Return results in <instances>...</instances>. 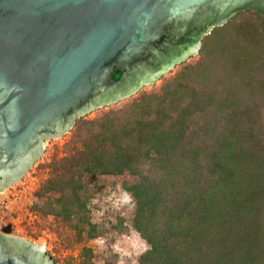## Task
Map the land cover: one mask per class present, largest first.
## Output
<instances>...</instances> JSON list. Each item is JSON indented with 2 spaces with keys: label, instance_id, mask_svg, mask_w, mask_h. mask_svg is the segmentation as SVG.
Returning <instances> with one entry per match:
<instances>
[{
  "label": "trees",
  "instance_id": "obj_1",
  "mask_svg": "<svg viewBox=\"0 0 264 264\" xmlns=\"http://www.w3.org/2000/svg\"><path fill=\"white\" fill-rule=\"evenodd\" d=\"M40 169L23 231L77 252L63 264H93L110 177L132 206L112 229L147 246L135 264H264V17L237 14L156 88L77 119Z\"/></svg>",
  "mask_w": 264,
  "mask_h": 264
},
{
  "label": "water",
  "instance_id": "obj_2",
  "mask_svg": "<svg viewBox=\"0 0 264 264\" xmlns=\"http://www.w3.org/2000/svg\"><path fill=\"white\" fill-rule=\"evenodd\" d=\"M242 12L264 17V0H0V191L45 139L159 81ZM0 264L55 263L0 232Z\"/></svg>",
  "mask_w": 264,
  "mask_h": 264
},
{
  "label": "rangeland",
  "instance_id": "obj_3",
  "mask_svg": "<svg viewBox=\"0 0 264 264\" xmlns=\"http://www.w3.org/2000/svg\"><path fill=\"white\" fill-rule=\"evenodd\" d=\"M197 55L190 57L187 61L195 59ZM175 69L171 72H174ZM159 83L160 80L152 85L143 87L141 90L156 88ZM112 105L114 104L94 110L85 116L92 119L96 117L100 110ZM69 132L70 130L62 136L45 139L43 142H45L46 146L42 155L32 162L31 166L16 183L14 182L9 194L5 195L4 193L0 196L1 200L7 201L6 204L0 202V232L32 242L44 249L46 253L49 251L57 259V264H63L65 259L70 255L75 257L77 252L70 254V252L59 249V246L51 241V237L42 236L37 240L27 238L23 231L22 223L26 218L31 217L29 208L34 201L33 194L39 187L41 178L45 175L40 166L61 149ZM57 154H60V152ZM101 183L102 187L100 191L91 200L90 209L93 219L96 222L102 223L107 232L104 236L89 241L88 247L93 251L92 262L93 264H105L106 258L109 257L110 260L116 261L118 264H135L137 257L147 249L146 244L132 230L120 235L112 229V226L117 223L118 218L127 220L130 217L132 212L130 199L122 193L118 179L112 177L103 178ZM5 189L9 188L6 187Z\"/></svg>",
  "mask_w": 264,
  "mask_h": 264
},
{
  "label": "flooded vegetation",
  "instance_id": "obj_4",
  "mask_svg": "<svg viewBox=\"0 0 264 264\" xmlns=\"http://www.w3.org/2000/svg\"><path fill=\"white\" fill-rule=\"evenodd\" d=\"M62 122H63V125H64V122L65 121H62ZM58 124H59V122L56 123V124H54L53 126L47 128V129H45V131H48V132H51V133L57 131V129L59 128L58 127ZM34 157L35 156H33L32 158L34 159ZM13 176L14 175L10 174V175H6L5 177L1 178L2 179V182H3L2 184L10 182L11 181V178H13Z\"/></svg>",
  "mask_w": 264,
  "mask_h": 264
},
{
  "label": "built area",
  "instance_id": "obj_5",
  "mask_svg": "<svg viewBox=\"0 0 264 264\" xmlns=\"http://www.w3.org/2000/svg\"><path fill=\"white\" fill-rule=\"evenodd\" d=\"M15 183H16V182H15ZM13 184H14V183H13ZM13 184H11L10 186H8L9 189H7V190L5 189V190H6V191L4 190L5 192H4V191H0V196H2L4 193H5V195L9 194V193L11 192V191H10V188H12V185H13ZM12 190H13V189H12ZM0 202H1L2 204H6V203H7L6 200L3 201V200H1V198H0Z\"/></svg>",
  "mask_w": 264,
  "mask_h": 264
}]
</instances>
